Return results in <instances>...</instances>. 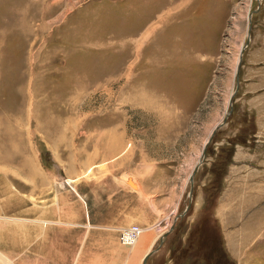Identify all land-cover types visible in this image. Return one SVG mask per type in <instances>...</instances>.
<instances>
[{
  "label": "rangeland",
  "instance_id": "obj_1",
  "mask_svg": "<svg viewBox=\"0 0 264 264\" xmlns=\"http://www.w3.org/2000/svg\"><path fill=\"white\" fill-rule=\"evenodd\" d=\"M255 22L264 0H0L3 259L144 264L155 251L148 264H264V217L237 257L228 238L244 220L231 200L220 220L217 204L245 175L264 176V132L239 103L251 83L264 93V70H248L257 42L241 55L264 34ZM30 57L41 73L32 103L19 91ZM251 187L248 207L264 196ZM125 204L158 218L131 246L119 232L137 224L92 219Z\"/></svg>",
  "mask_w": 264,
  "mask_h": 264
},
{
  "label": "crops",
  "instance_id": "obj_2",
  "mask_svg": "<svg viewBox=\"0 0 264 264\" xmlns=\"http://www.w3.org/2000/svg\"><path fill=\"white\" fill-rule=\"evenodd\" d=\"M263 29L264 30V26L259 22H255L254 24V31H258ZM259 41L258 40H254L251 39L250 43L248 45L247 48H251L254 45V42H257L258 45L254 46L257 50H256V54H255V59L252 61V64H256L255 66H248V70L251 71L252 73H254L253 76H256L255 74H257L256 72H260L262 70H264V34L260 35L259 37ZM258 81V80H257ZM256 81V82H257ZM262 81L264 83V74L262 75ZM255 82V81H253ZM252 87H255L256 91H252L248 93V97L249 100L246 101L245 96H243V98H240L239 103L240 105H245L246 102V107H249V110L251 112V115L254 117V124L256 127H258L260 129L261 132H264V93L260 94L259 91H261L263 88H261L258 83H251ZM264 134V133H263ZM253 136V135H252ZM249 136V139H252ZM246 137V136H244ZM238 141H240V137L239 139H237ZM249 140H245V144H248ZM240 144V143H237ZM234 166L236 165L237 167H241L244 168L243 171H253L256 169V166L258 164L256 163H248V162H244V163H240L239 161H237V163L233 164ZM260 169L264 170V167H260ZM254 178V179H252ZM238 181H240L238 183V185L234 188H232L233 190L228 191L226 193V195L223 194L221 200H219V202H217L218 204V213H220V220H221V215L222 213L225 214L226 213V208L227 207H231L229 200H231L234 204V206L232 207V211L234 212V214L238 215V213L241 215H239V217L241 220H244L243 223L239 226L241 228H243L241 230L240 233H233V235H231L228 238V244L227 246L229 247V251H233L236 253V256L238 257L240 254V251H245L246 245L248 243H250L252 240L255 239L256 235H258L257 233V229L259 228V224H258V220L260 217H264L262 215H264V196L262 199H258L254 202L253 205L249 206L250 204H252V198H253V189L251 186H255V190L256 189H260L262 191H264V176H260L258 178H255L254 176H248L245 175V177L239 179ZM257 183L255 185H253L252 183ZM259 194V193H258ZM258 194L256 193L255 196H258ZM124 200H126V196L124 195ZM237 200V201H236ZM124 209H121L120 215L118 217H108L107 220V216H101V211L100 212H94L93 210V214H92V219L95 223L98 224H102V223H106L105 225L111 226H119V227H126L129 226L130 223H134L142 226L146 232L149 231L148 228H150L153 225H158L156 224L158 221V218L156 219L153 216L149 217H145L141 214V212L139 211V207L137 208H133L132 211L129 213V208L128 206L125 204L124 205ZM89 212V211H88ZM230 212V211H227ZM230 214V213H229ZM228 215V220H233V218L230 217V215ZM243 214H245L244 216H242ZM251 214V216H250ZM260 216V217H259ZM233 217V216H232ZM234 217V218H236ZM106 219V220H102V219ZM91 219V218H90ZM250 219L251 222H253V225L251 226L250 224L247 225V222H245V220ZM236 220V219H235ZM249 220V221H250ZM91 223V220L89 221ZM256 227V228H255ZM145 232V233H146ZM161 236H159L158 238H160ZM234 238H237V240L239 239V243L236 244L235 240H233ZM247 241V242H246ZM65 246V245H64ZM234 246V247H233ZM245 247V248H244ZM244 248V249H243ZM66 246L64 247V249L59 250L62 254L63 257H65L66 255ZM243 249V250H242ZM8 258V261L11 262V259ZM91 256L88 257V263L87 264H91ZM65 261L67 260L64 259ZM64 260H62V262H64ZM61 264H67V263H62ZM143 262V261H142ZM11 264V263H10Z\"/></svg>",
  "mask_w": 264,
  "mask_h": 264
},
{
  "label": "bare ground",
  "instance_id": "obj_3",
  "mask_svg": "<svg viewBox=\"0 0 264 264\" xmlns=\"http://www.w3.org/2000/svg\"><path fill=\"white\" fill-rule=\"evenodd\" d=\"M45 8V7H44ZM21 24L23 25V27L25 28L26 31H29L30 30V26L28 27L27 25L29 23H26L27 22V18H21ZM24 30V31H25ZM1 40V38H0ZM242 54V52H241ZM39 58V57H38ZM34 60H37V58H33ZM31 57H30V60L28 62V69L26 70V75H25V78L23 79L24 81L27 80V84H21L19 87V91L22 93V96L23 98L28 101H33L34 99H36V97L38 96L39 93L38 92V84L37 82L40 80V77L39 75H41V73H39L37 71V66L34 65V60H33ZM38 62V61H37ZM38 65V64H37ZM32 103V102H31ZM140 105L144 106L146 105V100H143L140 101L139 103ZM231 105V104H230ZM29 107V106H28ZM0 160H4L6 162H8V157H4V156H0ZM3 161V162H4ZM201 162H203V157L201 158V160L199 161V166H201ZM130 180V179H129ZM133 185L135 186L134 182H132ZM58 207V206H57ZM148 238V237H147ZM147 238L144 240L142 239L141 240V243L140 244H143V243H146L147 242ZM152 244V243H151ZM151 252V251H150ZM148 254H145L143 257H142V261L144 260V258L147 256ZM4 258L6 259H3V254H0V262H2L3 264H10L11 262L8 261V257L4 256Z\"/></svg>",
  "mask_w": 264,
  "mask_h": 264
},
{
  "label": "built area",
  "instance_id": "obj_4",
  "mask_svg": "<svg viewBox=\"0 0 264 264\" xmlns=\"http://www.w3.org/2000/svg\"><path fill=\"white\" fill-rule=\"evenodd\" d=\"M259 6L261 7L263 5L261 4ZM143 232L144 230L137 225L130 226L129 228H123L119 232V242L124 246L134 245Z\"/></svg>",
  "mask_w": 264,
  "mask_h": 264
},
{
  "label": "water",
  "instance_id": "obj_5",
  "mask_svg": "<svg viewBox=\"0 0 264 264\" xmlns=\"http://www.w3.org/2000/svg\"><path fill=\"white\" fill-rule=\"evenodd\" d=\"M250 18H252V14L250 15ZM249 29H250L251 31L253 30V29L251 28V25H250ZM250 40H251V37L249 36V40L247 41V43L245 44V46L242 48V54H241V55L244 54L246 48L248 47V45H249V43H250ZM238 73H239V71H238ZM230 104H232V101L230 102ZM225 120H226V119H224L223 123H222L221 125H219L218 127H221V126L224 124ZM217 129H218V128H217ZM217 129H216V130H217ZM216 130L214 131L213 134H215ZM205 156H206V149H205V151H204V153H203V162H204V160H205ZM203 162H201V164H203ZM197 171H198V168L193 172V174H192L191 177H190V182H191V184H192L193 181H194V176L196 175ZM168 234H169V233H166L165 235L162 236V238H161V244H163V242H164L165 239L167 238ZM153 253H155V251H151L150 254H148V255L144 258V260H143V263H144V264H148L147 261H148V259L150 258V256L153 255Z\"/></svg>",
  "mask_w": 264,
  "mask_h": 264
}]
</instances>
